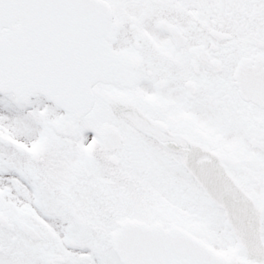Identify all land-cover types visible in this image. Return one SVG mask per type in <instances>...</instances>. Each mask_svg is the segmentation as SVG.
I'll use <instances>...</instances> for the list:
<instances>
[{
	"label": "snow or ice",
	"instance_id": "1",
	"mask_svg": "<svg viewBox=\"0 0 264 264\" xmlns=\"http://www.w3.org/2000/svg\"><path fill=\"white\" fill-rule=\"evenodd\" d=\"M0 264H264V0H0Z\"/></svg>",
	"mask_w": 264,
	"mask_h": 264
}]
</instances>
